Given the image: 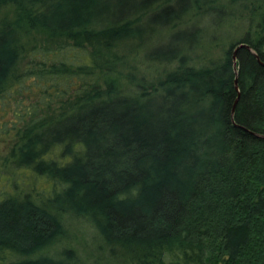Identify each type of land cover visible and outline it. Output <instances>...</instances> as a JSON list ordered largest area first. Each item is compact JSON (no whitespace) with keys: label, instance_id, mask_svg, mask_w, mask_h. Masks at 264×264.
<instances>
[{"label":"trees","instance_id":"trees-1","mask_svg":"<svg viewBox=\"0 0 264 264\" xmlns=\"http://www.w3.org/2000/svg\"><path fill=\"white\" fill-rule=\"evenodd\" d=\"M5 7L0 264H264V0Z\"/></svg>","mask_w":264,"mask_h":264},{"label":"rangeland","instance_id":"rangeland-1","mask_svg":"<svg viewBox=\"0 0 264 264\" xmlns=\"http://www.w3.org/2000/svg\"><path fill=\"white\" fill-rule=\"evenodd\" d=\"M8 12L9 8L5 7L0 11V14ZM217 17L221 19V15H218ZM225 17L226 16L223 15L222 19H224ZM221 30L222 31L220 34V39L222 40V43H226L227 41L232 39V36H235L237 34V32L232 30V28L229 26H224ZM68 55L70 58L73 57L71 52H68ZM6 147V144H3V142L0 143L1 149H5ZM71 225H73L72 232L74 236V240H72L71 242L72 246H74L78 250L79 257L82 260L84 259L83 261L86 264H116V261L118 259L110 255L107 250L98 247L99 242H97V240H92L94 235L91 231L89 232L88 229H85L84 226H82V224L77 221H74Z\"/></svg>","mask_w":264,"mask_h":264},{"label":"water","instance_id":"water-1","mask_svg":"<svg viewBox=\"0 0 264 264\" xmlns=\"http://www.w3.org/2000/svg\"><path fill=\"white\" fill-rule=\"evenodd\" d=\"M239 47H245V48H247V49H250V47L248 46V45H246V44H240L235 50H234V54H233V57H235V51L239 48ZM252 53L256 56V58L258 59V55L256 54V53H254L253 51H252ZM235 82H236V80H235ZM236 101H237V98L235 99V101H234V104H233V106H232V112L234 111V108H235V105H236ZM255 136H257V137H259V138H264V135H261V134H255V133H253Z\"/></svg>","mask_w":264,"mask_h":264}]
</instances>
